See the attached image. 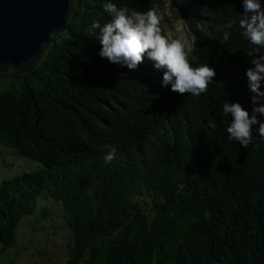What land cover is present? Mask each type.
Instances as JSON below:
<instances>
[{
  "label": "trees",
  "instance_id": "obj_1",
  "mask_svg": "<svg viewBox=\"0 0 264 264\" xmlns=\"http://www.w3.org/2000/svg\"><path fill=\"white\" fill-rule=\"evenodd\" d=\"M105 2L129 15L168 4L192 38V66L215 70L207 92H173L147 57L135 69L102 58L99 29L89 28L110 22ZM245 15L244 0H70L64 31L12 69L18 89L0 91V145L41 164L0 184V253L51 199L72 237L64 264H264V114L255 111L264 96L247 76L264 48L243 37ZM225 103L259 121L247 148L230 139ZM143 196L152 216L135 200Z\"/></svg>",
  "mask_w": 264,
  "mask_h": 264
},
{
  "label": "clouds",
  "instance_id": "obj_2",
  "mask_svg": "<svg viewBox=\"0 0 264 264\" xmlns=\"http://www.w3.org/2000/svg\"><path fill=\"white\" fill-rule=\"evenodd\" d=\"M102 7L111 16L110 22L102 26L99 21H94L89 28L90 32L99 29L98 39L103 46L99 55L102 58L135 69L143 63L147 55L155 62L157 69H165L163 82L165 85L171 83L173 92H190L197 97L207 92L208 85L216 75L215 70L207 64L193 67L188 59L190 48L187 42L182 39H169L163 35L160 17L154 9L151 8L145 13L133 10L129 15L128 8H118L112 2H105ZM244 7L246 15L239 20V27L243 29V37L251 45L259 46L256 49L259 51L264 48V11L261 10L258 0H244ZM247 13H252L250 18ZM234 23V20L229 21L225 27L232 28ZM227 39L228 33L225 32L221 44ZM253 63L256 65L255 70L249 69L247 72L250 87L254 93L264 96L259 91L260 81L264 78L260 75L264 73V63L259 59L253 60ZM223 110L225 116L231 114L233 117L232 123L227 127L230 139L238 140L247 148L253 142L252 125L259 123L256 116L250 117L249 112L239 103H225ZM255 111L264 114V107L256 108ZM211 127H215V124H211ZM258 134L260 139H264V123H260ZM114 158L115 149L105 155L106 162H111Z\"/></svg>",
  "mask_w": 264,
  "mask_h": 264
},
{
  "label": "rangeland",
  "instance_id": "obj_3",
  "mask_svg": "<svg viewBox=\"0 0 264 264\" xmlns=\"http://www.w3.org/2000/svg\"><path fill=\"white\" fill-rule=\"evenodd\" d=\"M153 9L160 17L162 34L169 39L186 41L191 50L192 38L177 12L168 4ZM178 27L179 31H177ZM12 72V69L0 70V91L19 88L22 77L12 78ZM40 168L41 164L38 162L27 160L14 150L0 145V184L5 179H10L23 172H33ZM135 200L141 203L148 216L153 215L151 197H136ZM42 209H47L48 215L38 222L37 218ZM71 242V234L62 219L61 203L51 199H40L34 215L23 217L18 224L15 233V247L0 253V264H8L12 260H14L13 264H64L67 259V249Z\"/></svg>",
  "mask_w": 264,
  "mask_h": 264
},
{
  "label": "water",
  "instance_id": "obj_4",
  "mask_svg": "<svg viewBox=\"0 0 264 264\" xmlns=\"http://www.w3.org/2000/svg\"><path fill=\"white\" fill-rule=\"evenodd\" d=\"M70 0H0V66L36 60L65 28ZM53 36V37H54Z\"/></svg>",
  "mask_w": 264,
  "mask_h": 264
}]
</instances>
